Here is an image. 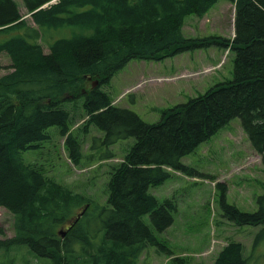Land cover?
Here are the masks:
<instances>
[{"label": "trees", "instance_id": "16d2710c", "mask_svg": "<svg viewBox=\"0 0 264 264\" xmlns=\"http://www.w3.org/2000/svg\"><path fill=\"white\" fill-rule=\"evenodd\" d=\"M20 1L24 14L16 0H0V52L11 60V71L0 76V207L12 215L14 231L0 247L24 245L52 264H137L149 246L171 253L154 231L173 223L177 203L159 200L149 187L175 172L215 178L181 158L235 117L264 170V0H226L233 5L231 38L182 32L187 15L202 17L219 0ZM211 45L233 52L232 79L163 109L160 120L146 122L109 97L111 77L132 59L159 60ZM89 77L96 86L91 81L86 88ZM72 101L80 102L85 118L77 130ZM89 126L102 132L92 138L96 148L134 139L109 165L106 188L97 197L73 190L27 159L29 151L60 135L69 159L81 165L78 132ZM96 156L111 159L114 153L100 150ZM255 203L254 211H241L226 202L222 187V217L261 225L257 242L264 238V192ZM146 214L154 231L143 220ZM165 264L201 263L179 253ZM213 264L252 263L243 244L229 240Z\"/></svg>", "mask_w": 264, "mask_h": 264}, {"label": "rangeland", "instance_id": "374dc122", "mask_svg": "<svg viewBox=\"0 0 264 264\" xmlns=\"http://www.w3.org/2000/svg\"><path fill=\"white\" fill-rule=\"evenodd\" d=\"M19 3L20 13L26 9ZM27 19H29L28 15ZM182 32L187 37L222 36L231 38L234 32L233 5L219 0L202 17L187 15ZM47 52V49H44ZM232 51L220 46H208L177 53L159 60L132 59L122 70L113 75L107 86L114 104L136 112L146 122H156L161 111L189 98L203 93L222 80L232 79ZM11 60L0 52V76L11 71ZM95 80V79H94ZM87 81L86 88L90 86ZM91 84V86H96ZM70 110L80 115L83 108L79 101L68 103ZM81 108V109H80ZM76 118L73 129L77 130L85 118ZM55 127H51L48 131ZM88 131L78 132L80 139L81 165H75L68 157L64 137L54 135L42 143V148L31 150L28 160H36L56 180L65 183L75 191L87 192L95 197L106 188L105 181L109 165L120 160L134 139H121L109 147L100 144L98 148L92 138H100L102 132L94 126ZM110 150L111 159H98L97 152ZM97 151V152H93ZM181 162L195 170L213 175L215 178L188 177L174 173L163 183L149 187L156 196L172 198L177 203L173 223L163 232L154 231L149 215L143 220L155 232L156 237L169 247L171 253L160 252L147 247L137 264H165L176 254H186L191 261L213 264L221 247L231 240L239 241L252 264H264V238L257 242L261 225H237L222 217L220 205L222 187L225 200L241 211L256 209L255 197L264 192V170L260 155L254 151L244 132L240 119L235 117L214 135L201 142L191 153L183 156ZM48 169V171H47ZM217 183L223 185L217 186ZM99 193L97 195H94ZM0 240L13 236L12 215L0 207ZM0 264H52L51 260L36 257L28 247L13 245L0 247Z\"/></svg>", "mask_w": 264, "mask_h": 264}, {"label": "water", "instance_id": "95a60500", "mask_svg": "<svg viewBox=\"0 0 264 264\" xmlns=\"http://www.w3.org/2000/svg\"><path fill=\"white\" fill-rule=\"evenodd\" d=\"M96 83H97V81H96V80H94V82H93V85H94V84H96Z\"/></svg>", "mask_w": 264, "mask_h": 264}, {"label": "bare ground", "instance_id": "6f19581e", "mask_svg": "<svg viewBox=\"0 0 264 264\" xmlns=\"http://www.w3.org/2000/svg\"><path fill=\"white\" fill-rule=\"evenodd\" d=\"M24 113V112H23ZM22 224V223H21ZM22 235V234H21ZM45 236V235H44ZM24 237V236H23ZM54 239V238H53ZM45 240V239H44ZM45 242V241H44ZM38 245V244H37ZM4 246V245H3Z\"/></svg>", "mask_w": 264, "mask_h": 264}]
</instances>
